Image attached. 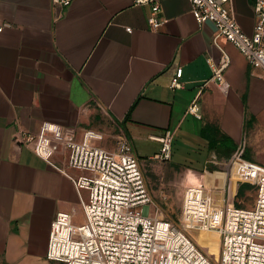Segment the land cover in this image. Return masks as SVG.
<instances>
[{
	"label": "crops",
	"instance_id": "1",
	"mask_svg": "<svg viewBox=\"0 0 264 264\" xmlns=\"http://www.w3.org/2000/svg\"><path fill=\"white\" fill-rule=\"evenodd\" d=\"M159 2L163 24L152 29L151 3L137 0H0V264H65L47 258L51 224L62 211L83 222L88 194L72 177L77 170L63 171L62 146L46 160L16 142L19 132L56 138L48 128L54 125L59 135L77 139L89 129L105 138L119 133L135 152V139L157 142L152 157L161 143L151 136L170 128L179 144L177 163L184 165V151L194 142L207 146L206 124L236 150L253 130L264 129V70L224 37L215 44L214 24L198 23L189 0ZM254 3H231L247 34L254 29ZM220 48L230 56L225 84H207L213 76L208 59L218 63ZM180 67L184 86L172 88ZM195 100L200 118L187 112ZM251 145L247 159L264 164L263 151ZM215 154L214 162L225 159ZM207 174L212 185H221L216 172ZM226 187L225 181L223 196L217 192L223 204Z\"/></svg>",
	"mask_w": 264,
	"mask_h": 264
},
{
	"label": "built area",
	"instance_id": "2",
	"mask_svg": "<svg viewBox=\"0 0 264 264\" xmlns=\"http://www.w3.org/2000/svg\"><path fill=\"white\" fill-rule=\"evenodd\" d=\"M67 5L70 0H53ZM151 3L148 18L152 29L163 24L159 17V0H137ZM192 12L202 24L212 22L216 28L214 42L224 37L231 42L254 68L264 70V0H255L254 29L247 34L238 23L231 6L232 0H189ZM4 27L0 26V30ZM218 63L208 59L213 76L208 83L219 79L225 84L223 71L230 56L221 49ZM183 68L171 79L172 88H183ZM187 112L201 117L197 101ZM58 135L37 136L19 132L15 138L20 145L33 149L49 160L59 146L65 149L66 169L79 189L88 192L84 199V220L75 223L72 212H58L51 224L47 258L65 264H215L195 242L194 230L214 231L219 235L220 264H264V169L247 161L256 169V200L252 207L234 202L219 205L212 191L202 181L186 183L183 187L181 225L159 217L153 203L140 159L133 144L124 135L108 148L99 144L105 137L101 132L86 130L80 139L58 134V128L48 126ZM175 129H167L151 139L161 143L154 157L169 160ZM245 151L241 143L231 160L240 162ZM252 164V165H251ZM240 180V179H237Z\"/></svg>",
	"mask_w": 264,
	"mask_h": 264
},
{
	"label": "rangeland",
	"instance_id": "3",
	"mask_svg": "<svg viewBox=\"0 0 264 264\" xmlns=\"http://www.w3.org/2000/svg\"><path fill=\"white\" fill-rule=\"evenodd\" d=\"M251 134V140H249L250 136H245L242 141V143L245 144V149L252 143L251 147L253 146L254 148H258V151H263L261 155L264 157V129L253 130ZM118 136L119 133L113 134L112 136L110 135V137L107 136L102 142L103 144H110L112 141L114 147ZM175 137L171 147V159L166 161L155 158V154L152 157L150 156L152 155L157 142L155 143L145 139H135L136 152L139 154L138 157L148 184L152 201L159 209V217L173 220L181 225V217L183 213V187L187 182L190 183L193 181L204 182L207 188L211 189L214 196L216 194L219 205L222 200H220L221 197H218L217 192H219L220 196H223V189L226 181V202H234L235 205L238 206L239 204L241 207L254 206L257 187L253 181H250L252 179L251 173L247 171L246 168L250 163H244L246 162L244 159L245 151L243 156L240 157V162H235V159L231 160L232 155L230 158L225 157L220 163H217L214 162L216 160V157H214L216 155L215 150L210 149L208 144L207 146H203L202 144L197 145L194 142L190 150L184 151V162H186V164L182 165L177 163L179 159V144L175 142ZM174 150H177L178 152L175 159L173 158ZM196 159L199 162L198 165L193 163ZM253 163L256 164L257 167L264 169L263 163L258 161H253ZM208 172H216L218 179L221 181V185H218V187L212 185L207 180ZM243 182H249L253 186L248 188L244 195L237 196L234 193L238 192L239 185ZM219 187L222 189L221 192ZM193 232V235L196 238V244L215 261V264H220V243L217 233L203 230H194ZM212 235L217 237L216 241L214 238H211ZM213 244H216L217 246V255L211 253L210 245Z\"/></svg>",
	"mask_w": 264,
	"mask_h": 264
},
{
	"label": "trees",
	"instance_id": "4",
	"mask_svg": "<svg viewBox=\"0 0 264 264\" xmlns=\"http://www.w3.org/2000/svg\"><path fill=\"white\" fill-rule=\"evenodd\" d=\"M201 136L203 139L207 141V144L210 149L215 150L220 156H225L226 158H230L233 153L236 150V147L234 144H232L231 140L227 137L222 135L216 127L212 126L211 124H206L202 128ZM244 159L247 161H250L247 159V157L244 155ZM252 162V161H250ZM253 185L249 182H243L239 185L237 196L244 195L245 191L248 188H251ZM257 192V191H256ZM238 206H240L238 204ZM218 236V235H217ZM211 238H214L215 241L217 240V237L212 235ZM219 238V236H218ZM211 253L214 255H217V246L216 244L210 245Z\"/></svg>",
	"mask_w": 264,
	"mask_h": 264
},
{
	"label": "bare ground",
	"instance_id": "5",
	"mask_svg": "<svg viewBox=\"0 0 264 264\" xmlns=\"http://www.w3.org/2000/svg\"><path fill=\"white\" fill-rule=\"evenodd\" d=\"M246 168H247V171H249L251 173V178L254 179V176H255V173H256V169L255 168H252L250 165H248ZM217 235H218V233H217Z\"/></svg>",
	"mask_w": 264,
	"mask_h": 264
}]
</instances>
